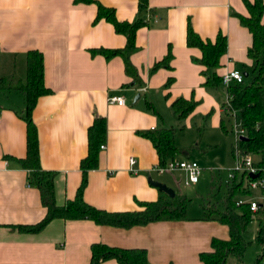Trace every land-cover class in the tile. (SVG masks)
I'll return each instance as SVG.
<instances>
[{
	"label": "crops",
	"instance_id": "obj_1",
	"mask_svg": "<svg viewBox=\"0 0 264 264\" xmlns=\"http://www.w3.org/2000/svg\"><path fill=\"white\" fill-rule=\"evenodd\" d=\"M96 1L114 9L120 22H149L136 32L137 50L130 56L140 85L124 73L121 57L107 60L92 54L97 49H123L126 39L103 20L93 24L95 5L74 4L73 0H0V84L12 76L24 77L27 52L42 55L43 82L51 93L37 100L31 119L37 130L40 166L56 173L58 206L76 195L82 178L79 164L87 154V132L94 119L102 117L106 133L100 147L104 149L99 148L98 168L87 173L83 200L107 212L138 211L142 203L155 202L160 195L150 180L181 192L169 181L156 179L164 175L152 171L159 165L157 153L139 133L166 128L170 118L189 126L200 115L212 129L228 135L220 128L226 87L202 86L203 67L197 63L201 52L186 45L187 23L202 40L214 41L219 33L226 37V53L216 70L219 77L239 71L250 81L251 35L234 17L247 16V10L242 0H148V9L142 12L137 10L138 0ZM168 48L171 68L151 74ZM19 68L23 69L20 76L16 75ZM169 78L174 82L165 89ZM110 95L122 97L125 105H108ZM179 98L198 102L182 122L171 111L172 102ZM24 111L20 92L0 90V264H90L93 244L144 249L148 264H202L199 255L210 251L212 239H229L228 228L202 220V211L198 216L187 214L186 221L128 230L85 220H54L37 234L12 230L13 226L35 225L45 215L38 191L28 184L29 172L19 164L26 156ZM188 155L176 159L187 160ZM130 159L135 165L130 166ZM175 174L184 180L182 173ZM263 214H256L258 220L264 221Z\"/></svg>",
	"mask_w": 264,
	"mask_h": 264
},
{
	"label": "trees",
	"instance_id": "obj_2",
	"mask_svg": "<svg viewBox=\"0 0 264 264\" xmlns=\"http://www.w3.org/2000/svg\"><path fill=\"white\" fill-rule=\"evenodd\" d=\"M247 16L234 14L240 23L251 35V46L247 50V58L251 61V79L249 83L232 84L226 88L227 105L223 113L220 128L224 134H228L227 124L231 128L235 125L244 131L243 141L238 140L234 152L240 157L251 155L258 160L254 161V167L264 171V0H242ZM74 4L95 5L96 16L93 24L105 21L112 25L114 31L125 37L126 44L123 49L92 50V54H99L109 60L119 56L124 63V73L132 79L136 85H140L137 71L130 62V56L136 52V32L149 26L148 21L140 19L134 22H120L115 17V11L107 8L96 0H73ZM148 9V0H138L137 10L142 12ZM186 45L189 48H197L201 52V58L197 61L203 67L201 76L204 78L203 87L211 90L221 86V78L216 74L220 67V59L226 53V37L218 34L214 41L202 40L196 35L187 23ZM171 50L168 48L166 56L155 63L150 73L160 68H171ZM174 82L169 78L164 84L168 89ZM0 90H16L24 97L25 111L22 116L26 125V156L19 161L20 166L29 172L28 184L36 188L39 193L40 203L45 210L43 219L35 225L10 227L20 233L37 234L54 220L64 221H91L98 226H107L118 229H131L145 227L157 222H179L187 220V208L190 200L183 193L176 191L173 198L160 192L158 199L151 203H142L140 210L131 212H107L96 209L85 203L83 193L87 185V173L98 168V154L100 145L104 142L106 133L105 119L96 117L87 132V154L80 161L81 183L73 200L67 201L63 206H58L55 201L54 181L56 173L45 171L40 166L37 130L32 122L31 115L37 100L49 95L51 92L43 82V58L37 51H29L25 55V73L22 80L16 77L2 79ZM198 106V102L191 99L179 98L172 102L171 111L176 121H184ZM148 139L155 149L159 165L164 166L177 157L189 154L185 148L175 143V129L162 128L155 131L139 133ZM246 174H235L234 178L225 182V192L219 201H213L215 194L212 191L220 190L221 182L217 181L210 186V194L201 205L202 220L216 221L228 228L229 239L220 241L212 239L209 252L201 253L199 260L202 264H229L230 259H235L237 264L243 263V256L247 247L244 235L248 226L253 221V214L248 203L237 205L240 199L252 197L253 191L249 190L245 181ZM217 193V192H216ZM213 197H211V196ZM264 213V204L257 214ZM255 242L260 248L255 264H261L264 259V226L258 223ZM90 264H102L114 260L117 264H148L147 254L144 249L123 250L107 247L101 244H93L90 247Z\"/></svg>",
	"mask_w": 264,
	"mask_h": 264
},
{
	"label": "rangeland",
	"instance_id": "obj_3",
	"mask_svg": "<svg viewBox=\"0 0 264 264\" xmlns=\"http://www.w3.org/2000/svg\"><path fill=\"white\" fill-rule=\"evenodd\" d=\"M23 69L19 68L16 75L20 76ZM244 77V76H243ZM23 79V78H22ZM21 79V80H22ZM248 77H244V82H248ZM224 88H220L222 91ZM222 93V92H221ZM206 123V126H205ZM166 128L175 129V143L181 148L189 150L188 158L198 163L203 173L199 182L189 188L182 185L183 178L179 174H164L163 176L156 177L159 181H169L173 188H178L186 197L191 201L187 208L189 216H198L201 214V205L205 202L210 194V186H214L217 181L221 182L220 190H213L211 195L215 197L211 200L219 201L225 192V182L229 170L236 166L235 147L236 138L231 124H227L228 135L224 136L218 130H214L209 126L207 118L203 119L202 116L197 115L191 124L188 126L185 122L176 123L170 118L169 123H166ZM178 158V157H177ZM183 158V157H182ZM175 179V181H174ZM217 192V193H216ZM262 196L254 192L251 199L260 200ZM258 216L253 217V221L248 226L244 235L245 241L248 243L244 256V264H255L257 256L260 253V248L255 242V233L257 230V222L264 221L258 220ZM235 261L230 259L229 264Z\"/></svg>",
	"mask_w": 264,
	"mask_h": 264
},
{
	"label": "built area",
	"instance_id": "obj_4",
	"mask_svg": "<svg viewBox=\"0 0 264 264\" xmlns=\"http://www.w3.org/2000/svg\"><path fill=\"white\" fill-rule=\"evenodd\" d=\"M221 86L229 87L232 84H241L244 82L243 75L239 71H229L226 74L222 75L221 77ZM141 92H144L145 89H141ZM108 105H116V106H124L125 101L122 97L116 95H110L107 98ZM227 105V100L224 102ZM222 112H226V108L222 107ZM233 132L235 134L236 142L239 140L240 137H244L245 133L242 129H239L235 125L233 126ZM104 147L101 146L100 150H103ZM236 158V166L234 169L229 170L226 182L232 180L235 174H246L248 178L245 181L246 187L253 191L258 192L262 198L260 200L256 199H249L244 200L240 199L237 201V205H241L243 203H248L250 206V211L253 214H257L261 208V205L264 204V171L261 172L260 170L254 167L253 157L251 155H247L246 157H240L237 152H235ZM130 166L135 165V160H129ZM156 174L163 175V174H175V173H182L184 175L183 186L186 188L192 187L199 182V179L203 173V169L200 168L197 162L187 159V160H177L173 159L166 163L164 166H156L152 170ZM250 175H258L257 178L252 179ZM263 214V213H262ZM264 218V214L262 215ZM261 264H264V260Z\"/></svg>",
	"mask_w": 264,
	"mask_h": 264
},
{
	"label": "water",
	"instance_id": "obj_5",
	"mask_svg": "<svg viewBox=\"0 0 264 264\" xmlns=\"http://www.w3.org/2000/svg\"><path fill=\"white\" fill-rule=\"evenodd\" d=\"M244 77H247V75L245 74ZM138 98V97H137ZM246 138L245 137H240L239 140L240 141H243L245 140ZM250 177L252 179H255L258 177V175H250ZM149 184L154 187V188H157L159 192H162L166 195H168L170 198H173L175 193L174 191H172L171 189L167 188L165 185L161 184V183H158V182H154V181H149Z\"/></svg>",
	"mask_w": 264,
	"mask_h": 264
}]
</instances>
